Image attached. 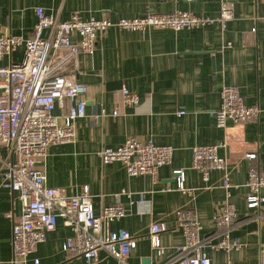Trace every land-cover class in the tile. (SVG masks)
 Listing matches in <instances>:
<instances>
[{"label":"crops","instance_id":"1","mask_svg":"<svg viewBox=\"0 0 264 264\" xmlns=\"http://www.w3.org/2000/svg\"><path fill=\"white\" fill-rule=\"evenodd\" d=\"M224 1L234 13L225 26L215 20L181 30L108 28L93 54L78 56V79L89 86V93L87 115L76 123V141L50 146L37 163L49 186L64 187L68 194L77 195L88 185L97 214L114 202L116 193L130 192L121 196L127 214L108 222L105 228V233L127 230L136 239L129 264H144L147 259L151 264H176L179 248L185 242L177 224V211L182 208L197 212L204 238L210 243L221 241L224 233L218 228L216 215L227 198L235 204L240 221L230 231V241L237 239L241 247L225 250L208 246L205 251L215 264H259L264 249V219L248 218L252 210L246 204V183L252 166L264 172V0H0V35L24 38L32 36L37 21L35 6H42L60 20L69 19L76 11L84 19L118 20L149 11L179 10L217 19ZM72 39L79 40V35L73 34ZM23 50L20 46L3 56L0 65L20 61ZM225 84L238 86L247 105L261 108L258 120L229 122L225 129L217 125L214 112L221 106ZM124 88L139 95V104L124 103ZM182 110L184 113L179 114ZM97 114L100 116L94 117ZM128 136L174 148L171 163L159 170L158 182L150 174L130 175L121 162L102 163L99 151L122 145ZM225 139L228 146L220 147L219 154L229 158L226 170L212 171L206 181L191 167L192 148ZM0 150L4 156L6 149ZM249 152L257 157L246 158ZM178 168L185 169V185L192 189L190 193L164 190L175 184L173 170ZM226 175L234 185L229 197L222 187ZM141 197L149 200L150 213H139L136 202ZM20 213L16 193L2 187L0 264H12L13 218L6 214L16 218ZM157 222L169 226L168 231L159 234L162 252L150 237L151 226ZM71 235V228L60 219L26 264H33V257H38L41 264H118L105 249L99 251L95 261L69 257L63 244Z\"/></svg>","mask_w":264,"mask_h":264},{"label":"built area","instance_id":"2","mask_svg":"<svg viewBox=\"0 0 264 264\" xmlns=\"http://www.w3.org/2000/svg\"><path fill=\"white\" fill-rule=\"evenodd\" d=\"M37 21L32 36L0 35V58L23 46V56L18 62L0 65V147L6 149L3 156L0 150V190L2 187L16 193L21 204V213L12 217L11 247L12 264H26L38 245L47 234L56 229L58 221L70 227L72 235L63 244L69 257L83 256L95 261L101 249L114 256L118 264H129L128 258L136 239L124 229L105 233L108 222L120 219L127 214L122 203V190L114 196V202L102 208L97 214L93 204V194L88 185L81 193L70 195L64 187L47 184L45 173L37 167L40 158L45 157L50 146L73 143L77 138L76 123L87 115L89 86L78 79L80 54H93L99 40L110 27L130 31H146L152 28H173L181 30L219 21L223 26L234 17L228 1L222 5L221 16L217 19L198 16L191 11L156 13L149 11L134 17L118 20L108 18H82L76 11L67 20H60L49 14L42 6H35ZM256 28L253 29V32ZM78 34L79 40L73 41L72 35ZM72 68L70 72H66ZM123 101L128 106L139 104V95L128 88L122 90ZM221 106L215 110L217 125L226 128L229 122L256 121L261 108L247 105L238 86L225 84L221 89ZM57 110H60L57 113ZM184 111H179L183 114ZM118 114V110L113 112ZM100 115H95L98 118ZM228 141L222 140L214 145H196L192 148V168L209 180L214 170H226L227 156L219 154L220 147H227ZM174 148L158 145L151 140L143 141L136 136H128L117 147H103L99 156L103 164L121 162L132 176L150 174L156 182L162 166L171 163ZM246 158L255 159L256 153H246ZM175 184L164 190H179L190 193L186 187L185 169L173 170ZM234 185L226 175L223 186L227 196ZM246 204L252 210L248 218L264 219V172L252 166L246 183ZM140 214L150 213L149 200H137ZM218 228L224 238L218 243H210L202 235L203 225L193 208L177 211V224L182 228L185 242L179 248L176 264H215L206 253V248L239 249L241 243L230 241L229 233L240 221L238 210L228 198L216 215ZM169 230L165 222L152 224L150 237L159 251V234ZM33 264H41L38 257L32 258ZM229 264V263H226ZM259 264H264V249L259 255Z\"/></svg>","mask_w":264,"mask_h":264},{"label":"water","instance_id":"3","mask_svg":"<svg viewBox=\"0 0 264 264\" xmlns=\"http://www.w3.org/2000/svg\"><path fill=\"white\" fill-rule=\"evenodd\" d=\"M144 264H151V260L147 259Z\"/></svg>","mask_w":264,"mask_h":264}]
</instances>
